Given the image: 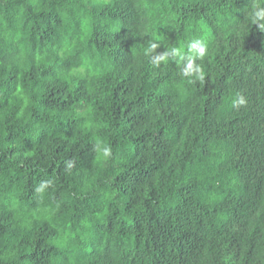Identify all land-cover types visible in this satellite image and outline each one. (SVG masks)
<instances>
[{
  "label": "trees",
  "instance_id": "trees-1",
  "mask_svg": "<svg viewBox=\"0 0 264 264\" xmlns=\"http://www.w3.org/2000/svg\"><path fill=\"white\" fill-rule=\"evenodd\" d=\"M252 2L0 0V264H264ZM194 38L203 83L143 55Z\"/></svg>",
  "mask_w": 264,
  "mask_h": 264
},
{
  "label": "clouds",
  "instance_id": "clouds-1",
  "mask_svg": "<svg viewBox=\"0 0 264 264\" xmlns=\"http://www.w3.org/2000/svg\"><path fill=\"white\" fill-rule=\"evenodd\" d=\"M246 19L264 31V0H253ZM160 47L161 43L158 39H150L143 49V55L149 58L153 68L159 69L162 65L175 61L181 78H188V82L191 84L204 82L205 72L200 62L205 60L209 52V45L204 38H194L188 42L186 47L184 44L165 47L166 50L162 53L158 51ZM246 105L247 99L243 94H237L232 100L234 108H241ZM93 151L105 160L111 159L113 156L111 145L98 137L94 140ZM74 166V161H65L67 169L71 170ZM52 187H54L53 180H41L35 188V193L42 197Z\"/></svg>",
  "mask_w": 264,
  "mask_h": 264
}]
</instances>
